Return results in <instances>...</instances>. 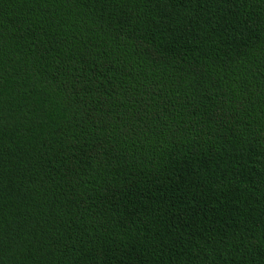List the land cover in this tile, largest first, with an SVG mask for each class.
Wrapping results in <instances>:
<instances>
[{"label": "trees", "instance_id": "trees-1", "mask_svg": "<svg viewBox=\"0 0 264 264\" xmlns=\"http://www.w3.org/2000/svg\"><path fill=\"white\" fill-rule=\"evenodd\" d=\"M0 264H264V0H0Z\"/></svg>", "mask_w": 264, "mask_h": 264}]
</instances>
